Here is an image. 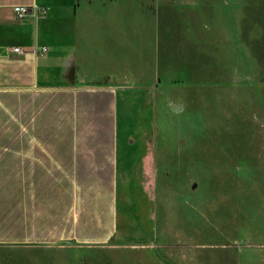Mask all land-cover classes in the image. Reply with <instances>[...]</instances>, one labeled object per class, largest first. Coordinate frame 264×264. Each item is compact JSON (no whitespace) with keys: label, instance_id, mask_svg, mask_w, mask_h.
<instances>
[{"label":"rangeland","instance_id":"1","mask_svg":"<svg viewBox=\"0 0 264 264\" xmlns=\"http://www.w3.org/2000/svg\"><path fill=\"white\" fill-rule=\"evenodd\" d=\"M79 14L94 21L96 39L81 43L85 83L112 76L131 87L140 74L142 89L120 99L125 139L154 110L162 166L155 198L135 203L145 235L132 237L137 243L0 242V264H264V183L248 185L240 201L225 152L264 170V0H85ZM182 146L205 159L170 185L162 169ZM182 220L203 225L180 229Z\"/></svg>","mask_w":264,"mask_h":264},{"label":"crops","instance_id":"2","mask_svg":"<svg viewBox=\"0 0 264 264\" xmlns=\"http://www.w3.org/2000/svg\"><path fill=\"white\" fill-rule=\"evenodd\" d=\"M15 5L46 12L18 19ZM84 7L85 0H0V242L137 243L132 237L145 235L135 203L155 198L154 110L148 126L125 139L120 99L142 89L140 74L131 87L112 76L85 83L81 58L96 39L94 21L79 19ZM147 91L152 109L155 93ZM182 150L162 169L170 185L183 177L181 168L205 159L198 149ZM225 152L237 196L247 201L248 185H262L264 170L239 160L237 150ZM154 218L148 215L151 224Z\"/></svg>","mask_w":264,"mask_h":264},{"label":"built area","instance_id":"3","mask_svg":"<svg viewBox=\"0 0 264 264\" xmlns=\"http://www.w3.org/2000/svg\"><path fill=\"white\" fill-rule=\"evenodd\" d=\"M13 11L18 19H23L25 18L28 14H33L35 17L41 15H45V8H40L38 6H24V5H15L13 6ZM46 47H40L39 49L35 48V52H39L40 54L44 53L46 51ZM13 51L16 53H21L22 50L19 46L13 47Z\"/></svg>","mask_w":264,"mask_h":264},{"label":"bare ground","instance_id":"4","mask_svg":"<svg viewBox=\"0 0 264 264\" xmlns=\"http://www.w3.org/2000/svg\"><path fill=\"white\" fill-rule=\"evenodd\" d=\"M171 156V155H170Z\"/></svg>","mask_w":264,"mask_h":264}]
</instances>
